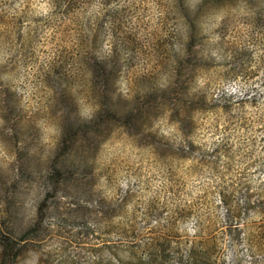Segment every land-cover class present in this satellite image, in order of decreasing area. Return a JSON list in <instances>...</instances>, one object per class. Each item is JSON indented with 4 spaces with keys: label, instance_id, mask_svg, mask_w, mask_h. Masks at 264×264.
<instances>
[{
    "label": "rangeland",
    "instance_id": "obj_1",
    "mask_svg": "<svg viewBox=\"0 0 264 264\" xmlns=\"http://www.w3.org/2000/svg\"><path fill=\"white\" fill-rule=\"evenodd\" d=\"M180 1L0 0V262L264 264V0Z\"/></svg>",
    "mask_w": 264,
    "mask_h": 264
},
{
    "label": "trees",
    "instance_id": "obj_2",
    "mask_svg": "<svg viewBox=\"0 0 264 264\" xmlns=\"http://www.w3.org/2000/svg\"><path fill=\"white\" fill-rule=\"evenodd\" d=\"M183 3H184V0H181L180 5L182 6V8L184 6ZM185 15H187V17H190V15L188 14H185ZM107 60L108 59L104 58L103 56H98V57L92 56L89 59V70L93 77L94 87H96L97 89H101L102 91L113 88L114 87L113 78L114 76H117V69L113 67L111 62ZM53 83L57 91L65 93L64 102L66 104V107L69 109V112L66 114H71V115L74 114L77 108V104L71 99L70 94L67 93L64 83L56 79H53ZM114 106L115 105L110 104L107 107V109L103 112V114L98 113L93 119L86 121V122L79 120L77 116L74 121L67 117L66 119L67 123L64 128L65 130L64 131V134H65L64 143L68 144L69 142H72L79 132L84 133L86 135L85 138L87 139L88 142H90L92 138L95 136L94 134L96 133L101 134L104 130H107L110 128L106 120L112 121L113 119L115 120L122 116L120 119H122L123 123L131 124L130 115L127 116V115L122 114L121 116H118L116 113L113 112L115 110ZM119 106L120 105H117V107ZM8 108H9V111L13 109V107L11 106H9ZM97 145L98 144H96L95 146ZM66 149H68V146H66L61 151V153H65ZM94 150L95 148H93L92 151ZM70 161L71 163L68 167L66 165L67 162H63L61 166L55 167V173L52 175L53 177H50V179L52 181H56L58 180L59 176H61L62 173H66L67 176L69 175L73 176L74 175L73 171L75 169H80L83 165H85L82 162L81 164L72 159ZM71 179L73 180L74 177H72ZM72 182L77 183V181H72ZM77 198L78 197L75 195L74 197L75 201H77ZM47 200L48 199L45 198V201H43L40 205L37 206L39 217H38V220L36 221V225H40L44 222V211L46 209ZM34 229H30L28 232L32 230L34 231ZM11 243L12 242L10 240H4V247L5 246L7 247ZM13 256H15V254ZM9 259H10V254L8 252H3V258L0 263L5 264Z\"/></svg>",
    "mask_w": 264,
    "mask_h": 264
}]
</instances>
